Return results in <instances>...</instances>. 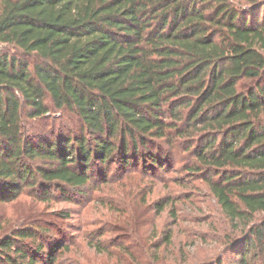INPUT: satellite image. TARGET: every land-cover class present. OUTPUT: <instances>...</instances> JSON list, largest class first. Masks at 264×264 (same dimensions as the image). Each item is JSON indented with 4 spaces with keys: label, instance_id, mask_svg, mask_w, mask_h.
Masks as SVG:
<instances>
[{
    "label": "trees",
    "instance_id": "1",
    "mask_svg": "<svg viewBox=\"0 0 264 264\" xmlns=\"http://www.w3.org/2000/svg\"><path fill=\"white\" fill-rule=\"evenodd\" d=\"M183 153L240 232L227 249L264 264V0H0V204L159 177ZM28 220L0 221V264L69 250ZM153 244L146 264H170L171 233Z\"/></svg>",
    "mask_w": 264,
    "mask_h": 264
},
{
    "label": "rangeland",
    "instance_id": "2",
    "mask_svg": "<svg viewBox=\"0 0 264 264\" xmlns=\"http://www.w3.org/2000/svg\"><path fill=\"white\" fill-rule=\"evenodd\" d=\"M190 159L183 153L159 177L130 170L74 198L58 192L44 198L23 190L0 204V221L6 232L28 219L58 231L70 248L56 253L55 264H146L152 244L165 242L169 232L173 244L162 245L159 253L171 256L170 264H216L222 258L223 264H239L226 241L240 232H233L200 174L184 170ZM130 252H142L146 259L133 261Z\"/></svg>",
    "mask_w": 264,
    "mask_h": 264
}]
</instances>
